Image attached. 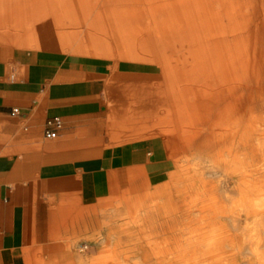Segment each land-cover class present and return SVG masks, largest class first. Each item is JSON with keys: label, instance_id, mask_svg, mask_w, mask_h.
<instances>
[{"label": "crops", "instance_id": "0c3cea01", "mask_svg": "<svg viewBox=\"0 0 264 264\" xmlns=\"http://www.w3.org/2000/svg\"><path fill=\"white\" fill-rule=\"evenodd\" d=\"M28 1L0 0V264L61 254L57 238L93 228L104 197L157 185L185 149L168 141L162 83L135 78L143 65L113 70L83 29L52 16L60 0L31 1L48 5L42 20ZM54 117L61 129L47 126Z\"/></svg>", "mask_w": 264, "mask_h": 264}, {"label": "clouds", "instance_id": "9594fccd", "mask_svg": "<svg viewBox=\"0 0 264 264\" xmlns=\"http://www.w3.org/2000/svg\"><path fill=\"white\" fill-rule=\"evenodd\" d=\"M185 149L166 177L104 197L95 226L63 233L42 264H264V94L181 111Z\"/></svg>", "mask_w": 264, "mask_h": 264}, {"label": "bare ground", "instance_id": "6f19581e", "mask_svg": "<svg viewBox=\"0 0 264 264\" xmlns=\"http://www.w3.org/2000/svg\"><path fill=\"white\" fill-rule=\"evenodd\" d=\"M31 1L42 20L47 4ZM48 8L59 24L83 29L84 47L109 57L113 70L131 62L162 76L178 136L167 134L170 142L184 144L181 111L198 118L239 90L264 94V0H60Z\"/></svg>", "mask_w": 264, "mask_h": 264}, {"label": "built area", "instance_id": "2783aa9c", "mask_svg": "<svg viewBox=\"0 0 264 264\" xmlns=\"http://www.w3.org/2000/svg\"><path fill=\"white\" fill-rule=\"evenodd\" d=\"M17 114H19V110L18 109H15L13 111V115H17ZM62 125H63V122H62V119L60 117L51 118L47 122V126L49 128L55 127L57 130L58 129H61L62 128ZM56 136H57V132L56 131H50V130H48L46 132V137L47 138H56Z\"/></svg>", "mask_w": 264, "mask_h": 264}, {"label": "rangeland", "instance_id": "374dc122", "mask_svg": "<svg viewBox=\"0 0 264 264\" xmlns=\"http://www.w3.org/2000/svg\"><path fill=\"white\" fill-rule=\"evenodd\" d=\"M134 76L131 74L124 75V78H133ZM135 78L139 79H154L155 81H159L162 79V76L158 74L156 71H148L146 70L143 73H139L135 75Z\"/></svg>", "mask_w": 264, "mask_h": 264}]
</instances>
